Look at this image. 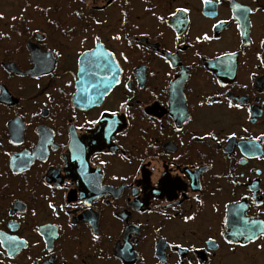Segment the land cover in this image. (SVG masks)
I'll return each instance as SVG.
<instances>
[{"label":"flooded vegetation","instance_id":"flooded-vegetation-1","mask_svg":"<svg viewBox=\"0 0 264 264\" xmlns=\"http://www.w3.org/2000/svg\"><path fill=\"white\" fill-rule=\"evenodd\" d=\"M0 264H264V0H0Z\"/></svg>","mask_w":264,"mask_h":264},{"label":"snow or ice","instance_id":"snow-or-ice-1","mask_svg":"<svg viewBox=\"0 0 264 264\" xmlns=\"http://www.w3.org/2000/svg\"><path fill=\"white\" fill-rule=\"evenodd\" d=\"M183 11H187V9H184ZM205 38H207V37H205Z\"/></svg>","mask_w":264,"mask_h":264}]
</instances>
